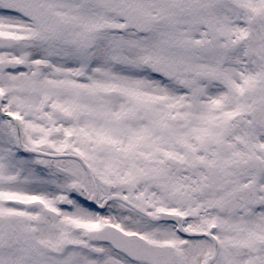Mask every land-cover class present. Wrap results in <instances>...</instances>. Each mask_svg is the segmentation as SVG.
<instances>
[{
    "label": "snow or ice",
    "instance_id": "snow-or-ice-1",
    "mask_svg": "<svg viewBox=\"0 0 264 264\" xmlns=\"http://www.w3.org/2000/svg\"><path fill=\"white\" fill-rule=\"evenodd\" d=\"M0 264H264V0H0Z\"/></svg>",
    "mask_w": 264,
    "mask_h": 264
}]
</instances>
